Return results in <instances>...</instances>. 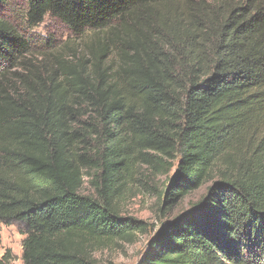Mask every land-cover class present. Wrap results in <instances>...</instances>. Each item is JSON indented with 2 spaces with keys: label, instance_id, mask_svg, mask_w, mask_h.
Masks as SVG:
<instances>
[{
  "label": "trees",
  "instance_id": "1",
  "mask_svg": "<svg viewBox=\"0 0 264 264\" xmlns=\"http://www.w3.org/2000/svg\"><path fill=\"white\" fill-rule=\"evenodd\" d=\"M207 4L0 0V223L25 236L23 264H98L148 230L123 215L136 187L165 216L206 184L139 264H264V0ZM155 12L168 46L134 28ZM47 16L96 44L75 62L54 52L33 33Z\"/></svg>",
  "mask_w": 264,
  "mask_h": 264
},
{
  "label": "rangeland",
  "instance_id": "2",
  "mask_svg": "<svg viewBox=\"0 0 264 264\" xmlns=\"http://www.w3.org/2000/svg\"><path fill=\"white\" fill-rule=\"evenodd\" d=\"M213 10L217 8L219 0H206ZM207 4V5H208ZM215 7V8H214ZM212 12L211 9H207ZM171 18H165L163 13L155 12L149 20L146 18L142 23L135 28L138 31L140 39L150 42L154 35L160 36L158 42L163 46H168L169 42H173V36L170 33ZM167 26V27H166ZM33 33L43 39L53 40V51L60 53L63 57L69 60L76 61V55H83L91 45H95L97 35L87 32L81 37H75L69 29L60 21L47 16L44 23L33 30ZM132 38V33L120 32L119 39L116 44L119 45L123 40ZM171 38V40H169ZM80 52V53H79ZM110 58L108 63H112V69H116L119 65V57L117 53L110 47ZM175 174L173 171L170 174L172 178ZM166 176L159 175L156 181L160 184L165 182ZM210 184H206L198 190L190 193L184 198L171 212L165 216L161 214L160 204L157 198V193L153 190H144L135 188L133 193L126 199L123 205V215L135 218L145 223L148 230L145 234H136L133 243L114 242L110 246L101 248L95 253V258L98 264H139L143 258L148 244L160 227L161 223L172 221L179 216L191 211L207 194V189ZM83 194L89 195L93 193L88 177L85 178V183L82 189ZM17 226H6L0 223V260L6 253L11 252L10 264H23V241L25 236L20 232Z\"/></svg>",
  "mask_w": 264,
  "mask_h": 264
}]
</instances>
